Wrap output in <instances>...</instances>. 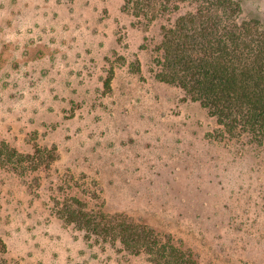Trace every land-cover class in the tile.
I'll list each match as a JSON object with an SVG mask.
<instances>
[{
  "label": "rangeland",
  "instance_id": "obj_1",
  "mask_svg": "<svg viewBox=\"0 0 264 264\" xmlns=\"http://www.w3.org/2000/svg\"><path fill=\"white\" fill-rule=\"evenodd\" d=\"M239 1L264 25V0ZM122 7L0 0V142L55 153L26 175L0 168V264H152L66 226L56 204L73 198L197 264H264V145L209 137L206 110L155 78L161 21Z\"/></svg>",
  "mask_w": 264,
  "mask_h": 264
},
{
  "label": "trees",
  "instance_id": "obj_2",
  "mask_svg": "<svg viewBox=\"0 0 264 264\" xmlns=\"http://www.w3.org/2000/svg\"><path fill=\"white\" fill-rule=\"evenodd\" d=\"M191 7L180 13L182 7ZM123 10L148 27L161 21L155 78L198 103L217 128V141L264 145V25L242 18L239 0H123ZM111 76L106 81L110 85ZM54 151L21 153L0 142V168L19 175L49 167ZM56 214L87 240L145 253L152 264H197L190 251L124 215L87 211L77 198L58 202ZM2 245V241L0 240Z\"/></svg>",
  "mask_w": 264,
  "mask_h": 264
}]
</instances>
